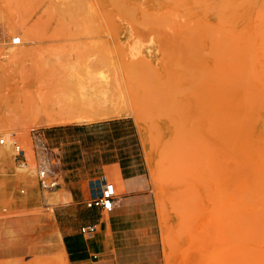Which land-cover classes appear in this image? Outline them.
Here are the masks:
<instances>
[{
  "label": "rangeland",
  "instance_id": "374dc122",
  "mask_svg": "<svg viewBox=\"0 0 264 264\" xmlns=\"http://www.w3.org/2000/svg\"><path fill=\"white\" fill-rule=\"evenodd\" d=\"M23 21L0 121L26 154L32 130L71 128L141 174L164 264H264V0H0V44ZM61 103L123 114L48 126Z\"/></svg>",
  "mask_w": 264,
  "mask_h": 264
},
{
  "label": "crops",
  "instance_id": "0c3cea01",
  "mask_svg": "<svg viewBox=\"0 0 264 264\" xmlns=\"http://www.w3.org/2000/svg\"><path fill=\"white\" fill-rule=\"evenodd\" d=\"M64 106L61 103L59 114H69L68 120L53 125L123 114L108 106L71 112ZM72 131H41L49 148L56 150L59 181L52 190L44 191L30 164L21 170L18 157H0V264H52L56 253H62L66 264H164L154 206L149 199L134 197L146 187L141 174L133 173V165L120 153H89L85 138L75 139ZM97 173L115 187V205L106 213L83 205L87 179ZM88 225L94 230L81 233L80 227Z\"/></svg>",
  "mask_w": 264,
  "mask_h": 264
},
{
  "label": "built area",
  "instance_id": "2783aa9c",
  "mask_svg": "<svg viewBox=\"0 0 264 264\" xmlns=\"http://www.w3.org/2000/svg\"><path fill=\"white\" fill-rule=\"evenodd\" d=\"M19 39L20 38L17 35L12 36L9 39V43L11 45H18ZM30 140L32 148V168L37 171L40 185L43 187L45 185L55 184V158L53 151L49 148L39 130H32ZM11 147L15 151L14 156L19 158V166L28 165L22 146L13 141ZM46 179H48V181H46ZM86 186L87 197L83 201V205L86 208H96L101 212L106 213L114 207L117 199L115 195V187L112 182L106 180L103 174L97 173L89 177ZM93 230L94 225L80 227V232L84 234H90Z\"/></svg>",
  "mask_w": 264,
  "mask_h": 264
},
{
  "label": "bare ground",
  "instance_id": "6f19581e",
  "mask_svg": "<svg viewBox=\"0 0 264 264\" xmlns=\"http://www.w3.org/2000/svg\"><path fill=\"white\" fill-rule=\"evenodd\" d=\"M13 31L17 34H19V44L18 45H14L13 47H4L3 44H0V81H2V75L8 71L10 65H8V63H10L11 61L13 60H16L17 58H20L22 56H26L28 54V52L32 49L31 47H25L23 46V43H25L26 41L28 42H31L34 40L35 37H33V25L31 23H28L27 21H23V22H20L19 23V26H17L16 28L13 29ZM28 56V55H27ZM86 60V59H85ZM78 64V63H77ZM78 66V65H77ZM80 66V65H79ZM73 67V66H72ZM74 67H76L74 65ZM81 67H76V69L74 71H72L71 73H75L76 75H78L77 77L78 80L80 81V75L83 74V76L81 77H85V74L88 76V77H94V75H97V74H93L91 71V73H89L88 70H83V72L81 70H79ZM84 69V67H83ZM102 72V71H101ZM103 73V72H102ZM98 76H99V72H98ZM100 76H103L101 75L100 73ZM99 76V77H100ZM106 77V76H105ZM87 78V77H85ZM6 79V78H5ZM93 79V78H92ZM100 79H105L104 77L100 78ZM78 80L76 79V81L78 82ZM82 82L80 81L79 83H75L74 87L76 86L77 89H79L81 91L80 93V96L82 95L83 91L86 89L89 88V90L92 88V89H96V84L95 86H93L94 84H90L92 82H88L89 79H86V81L89 83V85H86V81L82 78L81 79ZM85 82H84V81ZM95 80H96V76H95ZM106 80V79H105ZM89 81H92V80H89ZM104 81V80H102ZM96 81H93V83H95ZM87 83V84H88ZM77 84V85H76ZM75 87V88H76ZM88 90V91H89ZM84 91V92H85ZM87 93V91L85 92ZM84 95V94H83ZM86 95V94H85ZM93 95V94H92ZM87 101V100H85ZM90 103V102H89ZM92 105V104H90ZM100 109V108H99ZM117 109V108H116ZM80 110V109H79ZM120 110V111H119ZM123 109H118L116 110L114 113L115 114H118L120 112H122ZM72 110H70L71 112ZM78 111V110H77ZM82 111V110H81ZM84 112V111H83ZM82 112V113H83ZM66 114V113H65ZM62 115V116H61ZM69 114H66V115H63V114H57V116H55L50 122H51V125L52 124H57V123H63V122H66L68 120L69 117H65V116H68ZM61 116V117H60ZM79 116H80V111H79ZM82 116V115H81ZM85 116V115H84ZM10 118V117H9ZM1 119V123H0V157L4 154H7V155H13L15 153V151L12 149L11 147V143L14 141L16 142V138H15V130H13L11 128V125L14 124L12 123L13 120L10 118V119ZM71 118V117H70ZM81 118V117H80ZM72 120V119H71ZM74 120V119H73ZM50 122L48 124H50ZM14 126V125H13ZM16 128V126H15ZM18 130V134H19V131L20 129H17ZM16 130V131H17ZM17 133V132H16ZM23 152H24V156L25 158L27 159H31L32 156L30 157L29 155L26 154V151L25 149L23 148ZM8 160V157L6 158ZM31 160H29V164ZM28 162V161H27ZM33 165V163H32ZM27 168V165H23V166H20V169L21 170H25ZM29 167V165H28ZM30 168V167H29ZM28 175V174H27ZM30 176V175H29ZM33 176V175H32ZM57 182L55 184H51V185H45L43 186V189L44 191L46 190H52L54 189V187L56 186ZM22 191V190H21ZM23 192V191H22ZM2 210V209H1ZM23 211V210H22ZM26 211V210H25ZM28 211V210H27ZM2 212V211H0ZM8 212V211H7ZM10 213V212H9ZM1 214V213H0ZM4 214V213H2ZM105 220V219H104ZM104 225V224H103ZM50 256V255H49ZM50 258V257H49ZM46 260V258H44ZM51 260V259H50ZM48 261V260H47ZM49 262V261H48ZM46 263V262H45ZM48 264V263H46ZM52 264H66L65 263V260L62 256V253H56V255L54 254L53 258H52Z\"/></svg>",
  "mask_w": 264,
  "mask_h": 264
}]
</instances>
